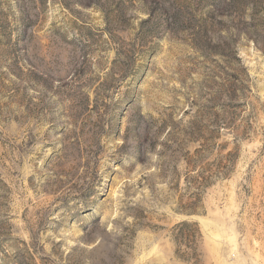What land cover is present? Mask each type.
I'll return each instance as SVG.
<instances>
[{
	"label": "rangeland",
	"instance_id": "374dc122",
	"mask_svg": "<svg viewBox=\"0 0 264 264\" xmlns=\"http://www.w3.org/2000/svg\"><path fill=\"white\" fill-rule=\"evenodd\" d=\"M0 264H264V0H0Z\"/></svg>",
	"mask_w": 264,
	"mask_h": 264
}]
</instances>
